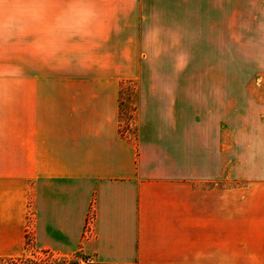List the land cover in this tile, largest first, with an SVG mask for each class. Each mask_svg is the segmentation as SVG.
Segmentation results:
<instances>
[{
    "label": "crops",
    "instance_id": "obj_1",
    "mask_svg": "<svg viewBox=\"0 0 264 264\" xmlns=\"http://www.w3.org/2000/svg\"><path fill=\"white\" fill-rule=\"evenodd\" d=\"M103 7L91 59L0 86V257L18 254L26 235L38 250L95 264H221L218 119L195 133L177 88L157 86L177 75L155 69L178 42H221V0ZM130 79L139 98L125 123L119 94ZM233 139L235 255L264 264V119Z\"/></svg>",
    "mask_w": 264,
    "mask_h": 264
},
{
    "label": "rangeland",
    "instance_id": "obj_2",
    "mask_svg": "<svg viewBox=\"0 0 264 264\" xmlns=\"http://www.w3.org/2000/svg\"><path fill=\"white\" fill-rule=\"evenodd\" d=\"M8 55L10 63L23 68V76L0 78L2 87H21L27 85V81L32 85V73L49 69L47 63L43 64L42 59L30 53L26 42ZM176 55L166 56L155 69L175 73L177 78L156 80L157 86L177 88L178 103L190 105L188 111L183 107L179 113L192 112L195 133L207 129L204 127L207 120L218 119L221 138V264H246L235 255L233 198L239 181H235L233 171V135L240 125L264 119V0H221V42H178ZM62 67L70 70L73 64ZM139 88L140 83L135 79L121 83L119 118L125 123L135 117ZM126 129L124 126L123 130ZM8 257L28 258L37 264H73L83 255L56 256L38 250L24 235L19 253L1 258Z\"/></svg>",
    "mask_w": 264,
    "mask_h": 264
},
{
    "label": "clouds",
    "instance_id": "obj_3",
    "mask_svg": "<svg viewBox=\"0 0 264 264\" xmlns=\"http://www.w3.org/2000/svg\"><path fill=\"white\" fill-rule=\"evenodd\" d=\"M106 0H0V78L23 76L9 53H30L55 66L84 64L100 47Z\"/></svg>",
    "mask_w": 264,
    "mask_h": 264
},
{
    "label": "built area",
    "instance_id": "obj_4",
    "mask_svg": "<svg viewBox=\"0 0 264 264\" xmlns=\"http://www.w3.org/2000/svg\"><path fill=\"white\" fill-rule=\"evenodd\" d=\"M94 220H95V213L94 211H92L89 216L88 226H87L88 228L87 230L89 232H91L92 230V224ZM73 264H95V259L91 255H83V257L76 259Z\"/></svg>",
    "mask_w": 264,
    "mask_h": 264
},
{
    "label": "trees",
    "instance_id": "obj_5",
    "mask_svg": "<svg viewBox=\"0 0 264 264\" xmlns=\"http://www.w3.org/2000/svg\"><path fill=\"white\" fill-rule=\"evenodd\" d=\"M0 264H37V262L28 258L24 259V258L0 257Z\"/></svg>",
    "mask_w": 264,
    "mask_h": 264
}]
</instances>
